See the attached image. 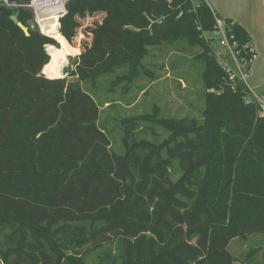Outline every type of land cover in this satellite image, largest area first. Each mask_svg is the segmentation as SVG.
Instances as JSON below:
<instances>
[{
	"label": "trees",
	"instance_id": "16d2710c",
	"mask_svg": "<svg viewBox=\"0 0 264 264\" xmlns=\"http://www.w3.org/2000/svg\"><path fill=\"white\" fill-rule=\"evenodd\" d=\"M5 8L30 36L0 12V264H85L115 241L120 264H252L260 252L264 264V248L244 260L230 253L233 240L264 235V118L204 37L216 18L230 25L250 71L252 40L242 26L205 0H69L59 32L76 57L69 76L83 83L114 77L112 87L130 94L144 77L158 79L153 50H200L192 60L207 87L201 120L120 119L119 154L94 96L42 74L57 40L31 27L32 11ZM96 15L103 19L85 31L90 44L73 47L80 20ZM147 122L169 136L139 139Z\"/></svg>",
	"mask_w": 264,
	"mask_h": 264
},
{
	"label": "rangeland",
	"instance_id": "374dc122",
	"mask_svg": "<svg viewBox=\"0 0 264 264\" xmlns=\"http://www.w3.org/2000/svg\"><path fill=\"white\" fill-rule=\"evenodd\" d=\"M30 1L32 0H10V2L6 3V0H0V3L2 6H7V4L11 3L12 10L21 12L28 10L24 5L29 4ZM102 19L103 15L81 19L79 34L70 44L83 51L82 44H90L91 41L85 31L89 27L94 26L95 23L101 22ZM30 25L45 35L37 26L35 18L30 22ZM56 43L57 46L55 47H60V43L57 41ZM46 50L48 49L46 48ZM66 52L68 61L62 70V77H66L69 82L82 86L97 100L101 110L99 124L104 125L109 130L112 149L115 152L124 153L121 131L117 126V122L120 119L146 115L151 116L152 119L175 117L178 119L193 118L201 120V112L205 107L203 96L207 91V87L201 75L203 69H201L198 62L192 60L200 52L199 49H195L189 54L179 53L173 46L160 47L153 50L152 57L148 59V63L152 65L150 69L157 75L158 79L153 81L148 77H144L138 84V88L134 89L130 94L124 93L122 89L112 87L114 77H100L97 79V83L91 84L83 83L78 78H71L69 74L73 69L72 64L76 57H69L67 48ZM161 66H164V68H160ZM233 72L236 75H240L235 70ZM43 73L53 76L52 72L47 69H44ZM259 76L264 80V65ZM246 82L252 87L251 79ZM262 84L264 85V82ZM213 91L208 90V92ZM257 97L264 98V86L257 91ZM136 134L139 139L155 143H160L169 136L168 132L153 122L141 124ZM180 175L181 172L176 162L171 174L172 181H177ZM260 248H264V235L256 234L233 240L230 244V253L234 258L244 260L251 249ZM121 256L122 249L118 241H115L101 249L90 251L85 259V264H120ZM261 260L262 252L256 255L252 264H259Z\"/></svg>",
	"mask_w": 264,
	"mask_h": 264
},
{
	"label": "built area",
	"instance_id": "2783aa9c",
	"mask_svg": "<svg viewBox=\"0 0 264 264\" xmlns=\"http://www.w3.org/2000/svg\"><path fill=\"white\" fill-rule=\"evenodd\" d=\"M8 1L10 2V0H6V3ZM52 1L53 0H32L29 4L24 5L25 8L33 12L37 26L40 29L41 23L43 22L42 12L49 6V3ZM55 1H57V4L62 8V12L60 15L61 18L67 12L66 5L69 0ZM5 7L11 8V3L7 4V6ZM230 29V25L226 24L223 20L216 18V26L214 31L212 33L205 34L204 37L209 44L211 54L217 58L223 69L230 73L231 79L239 77L242 82H244L248 86V83L246 81L249 73L247 68L249 62H247L246 59L241 58L242 50L239 49L238 44L233 41L234 37L231 35ZM245 49H247V47H245ZM251 52L253 53L251 64H253L254 60L256 59L254 48L251 49ZM233 70L237 71V73H239L240 75H236ZM250 92V95L245 98V102H251L252 96H254L257 99L256 103L259 105V116L264 118V98L257 97L251 90Z\"/></svg>",
	"mask_w": 264,
	"mask_h": 264
},
{
	"label": "crops",
	"instance_id": "0c3cea01",
	"mask_svg": "<svg viewBox=\"0 0 264 264\" xmlns=\"http://www.w3.org/2000/svg\"><path fill=\"white\" fill-rule=\"evenodd\" d=\"M212 11L221 19H231L249 34L256 53L248 79L249 89L257 96L264 80L259 76L264 65V0H205ZM54 77V76H53ZM56 78V77H54Z\"/></svg>",
	"mask_w": 264,
	"mask_h": 264
},
{
	"label": "bare ground",
	"instance_id": "6f19581e",
	"mask_svg": "<svg viewBox=\"0 0 264 264\" xmlns=\"http://www.w3.org/2000/svg\"><path fill=\"white\" fill-rule=\"evenodd\" d=\"M61 12V6L57 4V1L53 0L49 3V6L43 10V22L41 23L42 32L60 43V47L58 48L52 45L47 46V51L51 57V64L46 68L44 67L45 69L50 70L56 78H62V70L68 61L66 46L59 32V19Z\"/></svg>",
	"mask_w": 264,
	"mask_h": 264
},
{
	"label": "water",
	"instance_id": "95a60500",
	"mask_svg": "<svg viewBox=\"0 0 264 264\" xmlns=\"http://www.w3.org/2000/svg\"><path fill=\"white\" fill-rule=\"evenodd\" d=\"M0 12L3 13L4 15H6L7 17H10V19L25 33L26 36H30L29 28H27L25 25H23L18 20V18L16 16L11 15L10 12L5 7L0 6ZM59 29H60V22H59ZM48 55H49V53H48ZM49 57H50V55H49ZM50 61H51V57H50L49 63H50ZM42 74H43V71H42ZM62 78H64V77H62ZM252 102H254V103L257 102V99L254 96H252Z\"/></svg>",
	"mask_w": 264,
	"mask_h": 264
}]
</instances>
